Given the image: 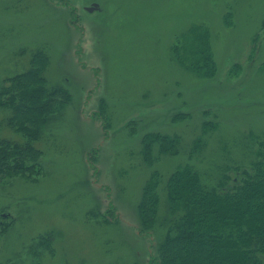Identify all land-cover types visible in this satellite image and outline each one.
I'll use <instances>...</instances> for the list:
<instances>
[{"label":"rangeland","instance_id":"obj_1","mask_svg":"<svg viewBox=\"0 0 264 264\" xmlns=\"http://www.w3.org/2000/svg\"><path fill=\"white\" fill-rule=\"evenodd\" d=\"M94 2L100 9L88 11ZM199 25L212 36L213 78L173 50ZM37 47L51 55L48 86L69 100L36 143L42 174L0 181V262L159 264L156 248L178 216L168 176L191 165L210 186L235 180L264 142V0H0L1 86ZM149 133L181 145L166 153L156 142L150 164ZM154 171L159 218L144 232L139 206ZM45 234L53 252L32 251Z\"/></svg>","mask_w":264,"mask_h":264},{"label":"trees","instance_id":"obj_2","mask_svg":"<svg viewBox=\"0 0 264 264\" xmlns=\"http://www.w3.org/2000/svg\"><path fill=\"white\" fill-rule=\"evenodd\" d=\"M190 32L182 47L173 46L177 59L200 76L215 77L218 65L209 28L199 25L191 27ZM51 62L49 52L37 47L31 52L28 69L0 85V110L9 112L0 121L2 182L17 177L33 179L42 174L44 151L36 143L44 138L47 125L69 100H60L57 90L48 86L46 71ZM4 125L22 139L4 134ZM202 139L192 144V151L202 145ZM156 142L166 153L177 152L181 145L177 136L147 134L143 155L150 164ZM255 156L251 167L236 168L240 173L237 179L225 175L213 186L191 165L168 176L164 187L170 208L178 216L156 248L154 256L159 264H264V142ZM159 184V172L154 171L139 206L144 232L153 229L159 218ZM33 243L32 251L54 250L49 234L35 238Z\"/></svg>","mask_w":264,"mask_h":264},{"label":"water","instance_id":"obj_3","mask_svg":"<svg viewBox=\"0 0 264 264\" xmlns=\"http://www.w3.org/2000/svg\"><path fill=\"white\" fill-rule=\"evenodd\" d=\"M99 6H100V5H99L97 2H94L91 6L86 7V9H87L88 11H90V12H93V11H95V10H99V9H100Z\"/></svg>","mask_w":264,"mask_h":264}]
</instances>
